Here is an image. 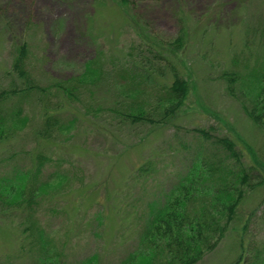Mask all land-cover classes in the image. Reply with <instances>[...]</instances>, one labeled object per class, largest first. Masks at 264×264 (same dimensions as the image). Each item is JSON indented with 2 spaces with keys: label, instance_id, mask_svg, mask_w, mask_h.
<instances>
[{
  "label": "rangeland",
  "instance_id": "rangeland-1",
  "mask_svg": "<svg viewBox=\"0 0 264 264\" xmlns=\"http://www.w3.org/2000/svg\"><path fill=\"white\" fill-rule=\"evenodd\" d=\"M181 25L185 41L175 54L154 44L172 41ZM263 30L264 0H0V85L20 81L10 64L25 42L27 68L40 87L3 105L8 112L19 102L25 120L15 127L4 121L10 130L0 137V178L33 171L39 160L37 177L46 183L34 218L65 260L95 252L98 264H118L137 239L145 202L176 180L201 139L192 126L234 140L244 166L254 168L223 236L194 264H227L240 240H264V130L241 105L262 111L264 80L254 75L264 60ZM133 56L154 70L130 100L124 67ZM95 58L100 67L91 82L84 63ZM171 66L189 88L179 107L157 120L168 105L159 98ZM139 100L149 118L131 121L123 112ZM45 114L53 120L49 136L39 133ZM26 217L0 203V261L27 259Z\"/></svg>",
  "mask_w": 264,
  "mask_h": 264
},
{
  "label": "trees",
  "instance_id": "trees-1",
  "mask_svg": "<svg viewBox=\"0 0 264 264\" xmlns=\"http://www.w3.org/2000/svg\"><path fill=\"white\" fill-rule=\"evenodd\" d=\"M138 34L141 39L145 37L143 42L148 44L149 36L141 35L139 31ZM185 34L186 28L181 25L178 35L172 41L151 40L158 47L169 49L175 54V50L183 46ZM131 48L134 49V46ZM15 49L10 69L20 81H12L7 86L0 85V137L6 136L10 130L7 129L10 126L4 123L5 120L11 121V127H15L13 124L17 121L25 120L19 102L8 112L3 109L4 103L13 95H17L19 100L25 99L32 91L40 88L27 68L26 43L21 42ZM128 54L134 55L132 52ZM157 54L160 56L159 51ZM126 62L129 64L124 67L126 68L124 75L128 77L126 90L134 93L135 96L129 98L133 100L141 91L139 85L149 75L148 69L154 70V64L144 63L139 57L134 56L132 61L128 62L127 59ZM84 64L91 72L89 80L94 82L99 72V59L87 60ZM170 68L173 70L171 81L167 85H162L163 96L159 98L160 101H167L168 105L162 106L157 120L171 115L179 107L189 88L188 81L177 73L176 68L174 66ZM155 69L161 71L157 66ZM257 71L259 72L254 76L260 81L264 80V60ZM226 73L228 85H231L235 80L234 72ZM152 84L155 85L153 82ZM69 93L72 94L70 90ZM142 105V100L135 105L128 104V111L126 108L123 113L131 121L148 119V111H145ZM241 105L245 111L248 110L252 120L264 130V104L259 113L254 110V105L249 107V101L247 103L246 100H242ZM51 121L52 117L45 114L44 126L39 129L42 136L50 135ZM187 129L199 134L201 139L194 143L193 152L176 180L166 190L145 202L144 206L147 209L142 215V225L138 230L137 239L119 259L118 264H194L205 250H210L221 239L244 191L249 188L251 184L249 174H252L254 168L251 165L244 166L234 140L225 135L215 136L208 131V127L192 126ZM204 139L209 141V147H205ZM230 158L233 163L228 162ZM38 163L39 160L33 171L14 169L12 179L0 178V203L12 205L15 209L26 212V224L21 228V232L29 250L25 261L13 263L1 260L0 264H98V254L95 252L72 262L65 260L35 220L34 206L40 194L44 192L43 186L46 183L37 177ZM235 164L241 169H235ZM262 181L260 177L258 183ZM239 247L240 251L236 258L227 264H264V240L249 241L248 246H244L240 240Z\"/></svg>",
  "mask_w": 264,
  "mask_h": 264
}]
</instances>
